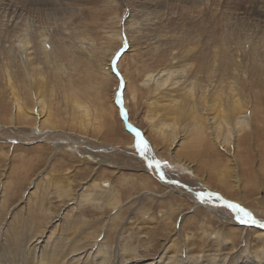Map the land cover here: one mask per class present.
Segmentation results:
<instances>
[{
  "label": "rangeland",
  "instance_id": "rangeland-1",
  "mask_svg": "<svg viewBox=\"0 0 264 264\" xmlns=\"http://www.w3.org/2000/svg\"><path fill=\"white\" fill-rule=\"evenodd\" d=\"M37 86L52 128H39ZM163 89L197 104L180 121L187 139L164 135L147 105ZM232 99L243 113L214 144L204 113ZM129 125L167 162L164 179ZM208 190L259 226L192 196ZM13 231L35 253L50 235L75 264H264V0H0L3 263L18 264Z\"/></svg>",
  "mask_w": 264,
  "mask_h": 264
},
{
  "label": "bare ground",
  "instance_id": "bare-ground-1",
  "mask_svg": "<svg viewBox=\"0 0 264 264\" xmlns=\"http://www.w3.org/2000/svg\"><path fill=\"white\" fill-rule=\"evenodd\" d=\"M45 40V39H44ZM49 54V53H48ZM163 76V77H162ZM161 77L163 78L162 79V85L165 84V82L167 81L166 79V76L164 78V75H161ZM160 77V79H161ZM37 80V79H36ZM158 80V79H157ZM35 81V80H34ZM33 83V82H32ZM41 83V82H39ZM43 83V82H42ZM41 85V84H40ZM166 85V84H165ZM13 86V85H12ZM15 87V86H14ZM37 91L34 92V95L37 99V114H39V128L42 129L43 127H49V128H52L51 127V118L50 116H52V113L48 110L46 111H43L42 110V107H41V103L40 101L42 100L44 102L45 99V93H43L44 91L42 90V87L40 86H37ZM192 91V92H191ZM38 92V93H37ZM173 90H167L165 92V90L163 89L162 91L160 92H154L152 94V98L147 102V105L151 108L152 110V114L154 116H157L159 118L158 120V126L159 128L162 129V133L164 135H168L169 133L173 134V136L175 137L177 135V137L179 135H182L184 134L183 136V139L185 137H188V135L186 134V132H184L182 129V118L186 117L187 115H189V119L192 118V115L189 113L191 112L190 110L192 109V107L196 108L197 104L195 102H193L192 100H190V97L193 98V88H188L186 89L185 91H182L183 95H185L186 93L189 92V95L190 97H184L182 100H179L178 98H176V96H174L173 94ZM13 93L14 94H17V91L15 90V88H13ZM23 94V93H22ZM14 99V98H13ZM240 99V98H239ZM239 99H232V101L230 102L229 104V110L228 112H224L223 110H220L219 113H217L216 115L213 114V113H209V114H205V117H204V124H206L205 122H209L211 119H213L214 117L216 118V122H217V125H211L210 126L213 128V141H214V144H218L220 145L219 143H221V140L219 139L218 137V132L220 133V127H219V124H222L223 125V122H226L227 124H229L228 126L231 127V125L234 123V121L238 120L239 116L243 113L241 111V105H242V102L239 100ZM195 101V100H194ZM246 105V103H244ZM194 108L192 110H194ZM18 109H20L22 111V113H24L23 115H26V114H29L30 111L25 107V106H19ZM167 114L169 116H172L173 118L172 119H168V118H163V116ZM212 116V117H209V116ZM153 116V117H154ZM186 119V118H185ZM193 119V118H192ZM190 119V120H192ZM169 121H174V125H176V127L174 129H170L168 130V126H169ZM181 121V123H180ZM235 121V122H236ZM237 123V122H236ZM238 124V123H237ZM223 127V126H222ZM233 130V131H231ZM222 131V130H221ZM230 133L233 132L234 134L236 133L237 134V131L234 130V128H230L228 130ZM235 131V132H234ZM232 135V134H231ZM227 136H229V133H227ZM187 139V138H185ZM184 141V140H183ZM224 142L228 143V137H225V140H223ZM237 142V141H236ZM183 143V142H182ZM233 143V142H232ZM223 144V143H222ZM179 144H177L176 142H174V144L172 145V147H176L178 146ZM171 160H174V158H170ZM236 174V175H235ZM233 176V175H232ZM231 177V176H230ZM170 181V180H169ZM233 181H234V187L236 189V194L239 193V192H242L243 191V188H242V185H241V180L239 178V176L237 175V173L235 172L234 173V176H233ZM114 191V190H112ZM111 191V192H112ZM197 192V191H195ZM113 194V193H112ZM117 194V193H116ZM195 197V200L199 201V199L196 198V193H192ZM242 194V193H241ZM115 196V194L113 195ZM242 196V195H241ZM117 196L113 197L114 199L116 198ZM243 197V196H242ZM113 199V200H114ZM111 200V201H113ZM240 201H243L244 200H241ZM235 202V201H234ZM215 203H217L216 201H212V202H209V205H213V206H210L211 208H214L216 205ZM242 203V202H241ZM225 207V206H224ZM226 210L225 212H223L225 215L227 216H231L233 218V220L237 221V219H235V215L234 213L231 212L230 209H228L227 207H225ZM21 217V216H20ZM256 218V217H255ZM228 219L231 220V218L229 217ZM258 220V219H257ZM114 222V221H113ZM238 222V221H237ZM260 221H258V223H256L257 225L259 224ZM30 226V225H29ZM259 226V225H258ZM17 232L15 233V231H13L12 233L10 232V235L9 237H7V239L5 240V243L4 244H11L13 241V245H14V249L12 251H9V254H13L15 256H13V261L15 260L18 264H75V262H69L66 261V259H64V257H62V255L60 254V251H59V248L58 246H54L52 245L53 247L52 248H49V244L48 242L46 241H49V239H51L50 235L47 237V240L45 241V245L44 246H40L38 248V253L36 251L37 247L34 246V247H29V248H21V243H20V239H18L17 237ZM5 239V238H4ZM39 239V238H38ZM30 240V239H29ZM45 240V239H44ZM51 241V240H50ZM78 239L75 240V242L77 243ZM74 242V241H72ZM80 243V242H79ZM21 244V245H20ZM12 245V246H13ZM73 245V244H71ZM75 246V245H74ZM83 246V245H82ZM106 246V247H105ZM4 247V246H3ZM5 248V247H4ZM81 248V247H80ZM79 248V249H80ZM21 251H20V250ZM71 249H74V248H71ZM64 250V249H63ZM71 251V250H70ZM74 251V250H73ZM72 251V253H73ZM77 251V250H76ZM107 251H110L109 250V247H108V244L105 242V243H101L99 245V248H98V252H100L102 254V257L100 259V261L102 260V263L104 262V259L106 258V253ZM15 252V253H14ZM68 252V251H67ZM78 252V251H77ZM85 252V251H84ZM21 253V254H20ZM65 253V252H64ZM20 254L21 256V262H20V259L18 257V255ZM70 254V252H69ZM67 256H69L68 254H65ZM63 255V256H65ZM71 255V254H70ZM74 256L78 257L76 252L75 254H73ZM5 256H7L5 254ZM101 256V255H100ZM73 258V257H72ZM95 258V257H94ZM79 259V258H77ZM74 260V259H73ZM72 260V261H73ZM99 261V262H100ZM80 262V261H79ZM101 263V262H100ZM0 264H8V262L6 263H3V260L0 259ZM87 264V263H86ZM89 264H96L95 261H92L90 262Z\"/></svg>",
  "mask_w": 264,
  "mask_h": 264
},
{
  "label": "snow or ice",
  "instance_id": "snow-or-ice-1",
  "mask_svg": "<svg viewBox=\"0 0 264 264\" xmlns=\"http://www.w3.org/2000/svg\"><path fill=\"white\" fill-rule=\"evenodd\" d=\"M130 128L135 132V147L138 150V153L141 157H143L147 163V166L150 168H154L159 172L160 178H165V173L161 170L162 163L166 165V161L162 162L152 154H150V144L143 137L141 132L136 129L134 126L129 125ZM196 198L201 202H212L214 199L219 201L222 206L227 207L231 210L232 213L235 214L237 220L243 224H256L258 223L257 219L253 216V214L245 207L241 206L237 202L229 201L220 196L219 193L208 191H197Z\"/></svg>",
  "mask_w": 264,
  "mask_h": 264
}]
</instances>
